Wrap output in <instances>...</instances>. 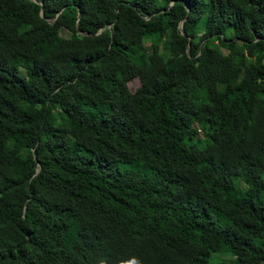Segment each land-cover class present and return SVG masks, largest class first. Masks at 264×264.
I'll return each instance as SVG.
<instances>
[{
    "label": "trees",
    "instance_id": "obj_1",
    "mask_svg": "<svg viewBox=\"0 0 264 264\" xmlns=\"http://www.w3.org/2000/svg\"><path fill=\"white\" fill-rule=\"evenodd\" d=\"M36 1L0 0V264H264V0Z\"/></svg>",
    "mask_w": 264,
    "mask_h": 264
},
{
    "label": "rangeland",
    "instance_id": "obj_2",
    "mask_svg": "<svg viewBox=\"0 0 264 264\" xmlns=\"http://www.w3.org/2000/svg\"><path fill=\"white\" fill-rule=\"evenodd\" d=\"M60 35L64 38H69L70 37V33H68L65 30H62ZM141 86L140 81L137 78H134L133 80H131L128 83V88L129 91L133 94L136 92L137 89H139ZM239 182L236 183L237 186H239ZM231 258L229 255H224V254H218V253H214L211 255L210 257V262L212 263H219V262H224V261H229Z\"/></svg>",
    "mask_w": 264,
    "mask_h": 264
},
{
    "label": "water",
    "instance_id": "obj_3",
    "mask_svg": "<svg viewBox=\"0 0 264 264\" xmlns=\"http://www.w3.org/2000/svg\"><path fill=\"white\" fill-rule=\"evenodd\" d=\"M32 1H34V2L37 3L36 0H32ZM41 17H43V14H42V13H41ZM179 29H180V31H181V34H182V35H185L184 30H183V25H182V23L179 25Z\"/></svg>",
    "mask_w": 264,
    "mask_h": 264
}]
</instances>
